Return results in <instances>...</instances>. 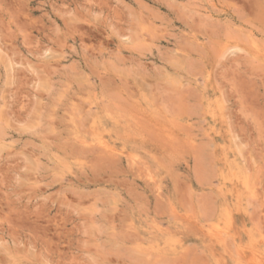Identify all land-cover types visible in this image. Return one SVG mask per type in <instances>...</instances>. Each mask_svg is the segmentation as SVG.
<instances>
[{"label":"rangeland","instance_id":"obj_1","mask_svg":"<svg viewBox=\"0 0 264 264\" xmlns=\"http://www.w3.org/2000/svg\"><path fill=\"white\" fill-rule=\"evenodd\" d=\"M0 264H264V0H0Z\"/></svg>","mask_w":264,"mask_h":264}]
</instances>
